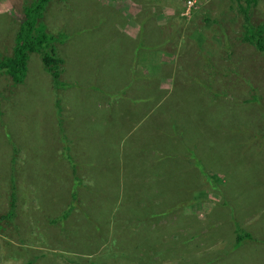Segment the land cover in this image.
Listing matches in <instances>:
<instances>
[{
  "label": "rangeland",
  "instance_id": "1",
  "mask_svg": "<svg viewBox=\"0 0 264 264\" xmlns=\"http://www.w3.org/2000/svg\"><path fill=\"white\" fill-rule=\"evenodd\" d=\"M31 3L0 0V58ZM148 19L132 67L112 31ZM36 22L53 63L0 71V264H264V0H47Z\"/></svg>",
  "mask_w": 264,
  "mask_h": 264
},
{
  "label": "trees",
  "instance_id": "2",
  "mask_svg": "<svg viewBox=\"0 0 264 264\" xmlns=\"http://www.w3.org/2000/svg\"><path fill=\"white\" fill-rule=\"evenodd\" d=\"M47 3V0H33V4L32 7H28L23 15L20 22V32H18L17 38H16V43H15V47H14V54L13 56H11L10 58H0V71L1 70H6L7 73L18 83L23 82V80L25 79V74L27 71V62L29 59V55L34 52V53H38L39 55L42 56L43 58V62L45 64H48L47 62V58L49 59V62L53 63V59L52 57L49 56V52H47L46 47H50L51 52H54V47L52 45V43L56 42V41H61V39H58L59 37L53 36L52 34H48L45 32V29L42 25H40V28L36 31L37 34L36 35H32V32L34 31V28L37 24L36 22V18L41 16L42 11L45 9V5ZM246 3L250 6L251 4L249 3V1ZM244 12L247 14V10H244ZM38 15V16H37ZM248 25V26H247ZM244 27V40H246L244 44H248L253 45L254 47H256L259 51L263 52L264 51V38H263V33H264V27L262 26H253L251 24H247ZM237 36V34H236ZM234 36L233 38V42L234 44L237 42V37ZM255 39L256 42H255ZM245 45V46H246ZM144 47H141V49ZM246 48V47H244ZM140 49V48H139ZM148 51L152 50L153 48H147ZM196 67H200L201 64L199 65V62H197V60H195ZM229 63V62H228ZM234 65L235 63L232 62ZM226 65V64H225ZM225 65L223 64L222 66L217 65V67L224 69ZM217 68L214 67V65L211 63L210 64V69H209V74L210 76L215 77L216 75H211L214 74L217 70ZM47 72H49L50 70L45 69ZM190 72V71H189ZM235 73V69L232 68L231 72L229 74L226 75L225 78H223L222 80H220L219 82L221 84H225V80L227 79H231L233 76L235 77L236 75H234ZM238 76H240V68L238 69ZM56 77L58 78V74H55ZM224 77V76H223ZM208 79V77L206 78V80ZM211 79V77H210ZM197 82H199V80H197ZM196 82V84H198ZM207 82V81H204ZM210 82V81H209ZM199 84L201 86H203L200 82ZM180 85V84H179ZM179 85L176 84L177 89L179 88ZM206 87H208L207 84H205ZM190 88V90L192 91H197L196 89L199 88V86L196 88L193 86H187ZM210 87V86H209ZM127 88V87H126ZM125 88V89H126ZM125 89L123 91H121L119 94L117 93V96H121V95H125L127 92L125 91ZM211 103V102H210ZM244 104H249L248 102H245ZM132 112L129 113V115L131 116ZM170 124L175 125V120L172 121ZM160 139L162 140V136L160 137ZM161 162V161H160ZM119 173L118 171L115 172V174ZM187 178V176H186ZM78 183V182H77ZM13 198L14 201L17 199L16 195L13 194ZM12 211H13V206H12ZM241 234V235H240ZM239 234V241L238 244H240V242L244 239H251L252 237L249 234H243L240 233ZM29 264H33L32 262H30Z\"/></svg>",
  "mask_w": 264,
  "mask_h": 264
},
{
  "label": "crops",
  "instance_id": "3",
  "mask_svg": "<svg viewBox=\"0 0 264 264\" xmlns=\"http://www.w3.org/2000/svg\"><path fill=\"white\" fill-rule=\"evenodd\" d=\"M99 4H101V5H103L104 6V4H102V3H100V2H98ZM129 10H131L132 11V13L133 12H135V11H137V10H135L133 7H131L130 6V8H129ZM143 12V10L141 9V11H139L138 12V14H140V13H142ZM116 13L118 14V15H122V13H120V12H118V10H116ZM135 16H136V14H134V19H135ZM150 21V19H148V20H146V22L142 25V29H141V35H139V37H135V36H132L130 33H128L127 32V29L126 28H128V27H132V28H134L135 27V24H137V23H132V25H130V24H128V22H124V25H123V27H121L120 29L119 28H114V31H112L113 32V34H115L117 37H119L120 39H122L123 40V47H122V49L123 48H125V47H127L128 46V44L129 43H131V46L129 47L130 48V50L132 49V55H131V57H132V67L134 66V64L136 63V61H137V57H139V58H141V56H144V57H146L147 56V60H145V58H143V60H145V63L149 60V58L148 57H150V55L151 54H153V53H155V52H157V51H159V45L158 44H156V43H153V44H147V43H145V41H146V36H144V34L142 35V32H144L146 29H148L149 27H150V25H149V22ZM124 28V29H123ZM135 29V28H134ZM152 29V28H151ZM161 33V31H159L158 32V37H159V34ZM101 34V31H99V32H94V35H95V38H96V42H97V40H98V36ZM156 34H157V32H156ZM155 34V35H156ZM143 40H144V42H143ZM164 42V41H163ZM161 46H163V45H161ZM100 47V46H99ZM141 47H144V48H142L141 49ZM140 48V49H139ZM147 48H153L152 50H150V51H148V49ZM122 53L123 54H121V55H119V56H117L116 57V63L115 64H117L118 66H119V68L121 69V66H123V68H124V70L126 69V60H125V54H124V52L122 51ZM229 62V61H228ZM122 70V69H121ZM124 70H123V72H124ZM135 79H138V78H134V79H132V80H135ZM176 84H178L176 81H175V85ZM126 86H127V88H128V90H129V88H131L133 85L131 84V83H126L125 84ZM174 92L177 90V86H174ZM136 96H138L139 97V92L136 94ZM135 102H137V101H135L134 100V102L132 101L131 102V104H129V106H131V107H136L135 106ZM149 120V119H148ZM147 120V121H148Z\"/></svg>",
  "mask_w": 264,
  "mask_h": 264
},
{
  "label": "water",
  "instance_id": "4",
  "mask_svg": "<svg viewBox=\"0 0 264 264\" xmlns=\"http://www.w3.org/2000/svg\"><path fill=\"white\" fill-rule=\"evenodd\" d=\"M182 127H183V126H182ZM183 128H184V127H183ZM185 129H186V130L183 131L184 133H187L188 131L191 133V135H193V134L196 133V137H197V132L195 131L194 128H190L189 124H188V126L186 125V128H185ZM183 132H182V133H183ZM189 132H188V133H189ZM162 140H163L164 143H163V142H161V143L166 144V145H170V144L172 143V141H174V142H176L177 144H180V145H181V141L173 140L171 134L168 133V132H166V131H165V133H164V135H163Z\"/></svg>",
  "mask_w": 264,
  "mask_h": 264
},
{
  "label": "clouds",
  "instance_id": "5",
  "mask_svg": "<svg viewBox=\"0 0 264 264\" xmlns=\"http://www.w3.org/2000/svg\"><path fill=\"white\" fill-rule=\"evenodd\" d=\"M32 4H33V3H31L30 5H28V7H29V8L32 7ZM28 7H27V8H28ZM27 8H26V9H27ZM26 9H25V10H26ZM25 10H24V11H25ZM97 51H98V49H97ZM95 54H96V52H95ZM98 55H99V57H100V51H98Z\"/></svg>",
  "mask_w": 264,
  "mask_h": 264
},
{
  "label": "bare ground",
  "instance_id": "6",
  "mask_svg": "<svg viewBox=\"0 0 264 264\" xmlns=\"http://www.w3.org/2000/svg\"><path fill=\"white\" fill-rule=\"evenodd\" d=\"M139 36V35H138Z\"/></svg>",
  "mask_w": 264,
  "mask_h": 264
},
{
  "label": "flooded vegetation",
  "instance_id": "7",
  "mask_svg": "<svg viewBox=\"0 0 264 264\" xmlns=\"http://www.w3.org/2000/svg\"><path fill=\"white\" fill-rule=\"evenodd\" d=\"M236 44V43H235Z\"/></svg>",
  "mask_w": 264,
  "mask_h": 264
}]
</instances>
